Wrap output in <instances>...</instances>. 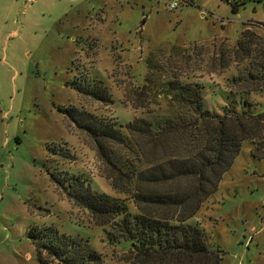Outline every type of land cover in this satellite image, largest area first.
<instances>
[{
  "label": "rangeland",
  "instance_id": "obj_1",
  "mask_svg": "<svg viewBox=\"0 0 264 264\" xmlns=\"http://www.w3.org/2000/svg\"><path fill=\"white\" fill-rule=\"evenodd\" d=\"M247 25L264 40V0H0V264H40L29 232L50 225L88 240L106 264H138L129 243L110 241L114 232L49 176L86 178L138 212V185L118 176L60 109L118 125L163 122L186 110L168 95L180 80L202 84L206 108L221 113L241 99L231 81L244 72L234 50ZM78 79L102 86L109 99L77 93ZM248 99L251 112H264V92ZM257 142L262 149L243 143L192 219L222 251V264H264V158L256 157L264 139ZM53 146L66 154H52ZM132 146L115 148L121 163L144 170L168 159V149Z\"/></svg>",
  "mask_w": 264,
  "mask_h": 264
},
{
  "label": "trees",
  "instance_id": "obj_2",
  "mask_svg": "<svg viewBox=\"0 0 264 264\" xmlns=\"http://www.w3.org/2000/svg\"><path fill=\"white\" fill-rule=\"evenodd\" d=\"M233 11L238 12L237 4ZM234 51L237 63L245 66L243 74L231 81L240 88L241 99L233 106L227 104L221 113L206 108L202 84L180 80L170 82L168 95L186 110L163 122L138 119L118 125L76 108L60 109L92 137L102 159L118 176L138 185L134 201L138 212L124 201L95 191L86 178L66 171H48L49 176L98 225L114 232H107L110 241L129 243L138 264H222V251L210 244L205 230L192 219L217 192L243 143L262 149L257 140L264 139V112H251L255 105L248 99L264 92V40L247 25ZM72 86L77 93L98 96L100 91V100L109 99L102 86L92 87L85 79L73 80ZM132 143V147L149 145L159 152L168 149L164 155L168 159L144 170L123 164L115 148H129ZM55 148H50L52 154H66L65 148L60 153ZM257 151L256 157L264 158V152L257 155ZM158 209H167L168 214H153ZM29 237L40 264H106L88 240L62 233L53 225L33 226Z\"/></svg>",
  "mask_w": 264,
  "mask_h": 264
},
{
  "label": "built area",
  "instance_id": "obj_3",
  "mask_svg": "<svg viewBox=\"0 0 264 264\" xmlns=\"http://www.w3.org/2000/svg\"><path fill=\"white\" fill-rule=\"evenodd\" d=\"M177 7V3L172 4L171 9H175Z\"/></svg>",
  "mask_w": 264,
  "mask_h": 264
}]
</instances>
